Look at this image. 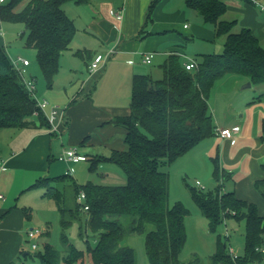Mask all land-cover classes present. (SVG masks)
<instances>
[{
  "label": "trees",
  "instance_id": "1",
  "mask_svg": "<svg viewBox=\"0 0 264 264\" xmlns=\"http://www.w3.org/2000/svg\"><path fill=\"white\" fill-rule=\"evenodd\" d=\"M68 1L71 0L0 3L3 21L25 25L27 45L37 49V60L48 86L53 85L61 55L70 48L76 35L75 21L63 7ZM158 1L150 4L148 21L152 20ZM186 3L205 22L214 24L218 36L226 37L223 51L201 53L194 69H187L182 56L172 53L161 64V77L135 74L130 112L112 119L126 128V146L109 156L96 157L93 162L110 160L118 164L127 175L125 184L88 181L80 185L72 179L58 186L59 180L69 174L57 177L58 180L44 177L35 183L34 186L44 188L45 196L56 201L64 249L61 251L47 242L43 250L28 252L27 256L39 260L32 264H137L135 248L123 242L130 233L144 235L149 264H190L181 257L187 240L188 209L181 202L170 205V176L161 166L185 154L203 138L216 134L208 98L222 75L235 72L248 76L252 83L264 84V45L251 27L235 31L237 19H224L229 8L227 0H186ZM76 54L85 57L82 50ZM36 109V97L29 92L0 44V128L28 126ZM38 115L41 124L49 125L42 111ZM213 162L218 180L217 157ZM255 185L264 196V178ZM81 191L86 194L83 201L78 199ZM191 192L213 230L228 217L246 221L245 253L233 258L227 244L220 241L210 258L212 264H264V215L256 203L238 198L233 190H224L221 181L214 189L191 187ZM85 204L88 209H84ZM73 221L79 222L87 250L76 246L66 233ZM91 238L96 242L94 246Z\"/></svg>",
  "mask_w": 264,
  "mask_h": 264
},
{
  "label": "crops",
  "instance_id": "2",
  "mask_svg": "<svg viewBox=\"0 0 264 264\" xmlns=\"http://www.w3.org/2000/svg\"><path fill=\"white\" fill-rule=\"evenodd\" d=\"M152 1L71 0L64 3L65 11L76 24L75 37L78 32L83 34L79 41L77 36L73 55L78 56L76 51L82 50L88 58L82 57L89 74L85 78L82 75L80 83L79 75L84 74L82 66L67 59L63 62L64 52L52 86L47 85L46 79V85H41L31 61L28 65L19 62L25 69V75L35 79V97L49 101L44 116L50 113L53 105L58 106L59 112L54 122L56 130L51 129L47 117L49 125H43L39 115L33 114L31 124L12 128L7 138L2 135L0 264L26 262L28 251H25V242L30 240L27 231L35 228L34 218L41 205L45 212L54 214L57 209L59 213L56 201L44 195V188L34 186L40 179H57L69 174L59 180L58 186L62 187L72 179L80 185L88 181L121 185L93 181L85 173L83 163L91 160L90 169L104 168L106 171H101L103 175H108L110 171L124 172L110 160L93 162L96 157L109 156L114 150H122L126 146V128L112 119L130 112L135 74L163 75L161 64L172 53L180 54L185 62L199 58L201 53L213 51L211 45L221 36L216 34L214 24L205 22L197 10L187 5L186 0H159L152 20L148 21L147 13ZM227 1L229 8L224 19H237L235 31L251 27L264 45V0ZM120 7L124 8L122 19L110 13V9ZM3 22L0 17L2 45L5 43L1 39L5 36ZM222 37L224 47L226 37ZM99 53L105 54L106 58L98 70L92 71V59ZM147 54H153L151 62L144 61ZM152 63L156 68L148 69L147 65ZM248 80V76L235 72H227L216 80L208 98L216 134L203 138L198 144L207 140L204 154L210 155L212 160L217 157L220 166L218 182H223V189L233 190L238 198L256 203L260 214L264 215L261 212L264 196L255 185L258 179L264 178V84H259L257 90L245 91L253 83L251 86L240 85ZM218 82H222L219 89ZM220 128L232 129L234 139L221 136ZM198 144L174 160L181 168L186 167L183 170L186 175L192 166L190 162L197 157L192 152ZM70 146H77L87 158L77 162L60 159L59 155ZM69 168H72V173L67 172ZM39 227L43 229V234L48 230L46 225Z\"/></svg>",
  "mask_w": 264,
  "mask_h": 264
},
{
  "label": "rangeland",
  "instance_id": "3",
  "mask_svg": "<svg viewBox=\"0 0 264 264\" xmlns=\"http://www.w3.org/2000/svg\"><path fill=\"white\" fill-rule=\"evenodd\" d=\"M262 4V3H261ZM72 15L73 13L70 12ZM71 17V16H70ZM2 28L5 33L4 38H1L5 43L3 44L7 54L11 60H15L18 57L28 58L32 62V68H35L37 71V76L41 85L45 84V78L42 74L41 68L37 60V49L27 45V32L25 31V25L21 22H10L4 21L2 23ZM78 41L80 37L83 38V34L78 32ZM77 36L75 41L71 44L72 48L64 51L63 62L69 61L75 65L82 66V71L84 74L79 75V82L81 78H85L88 74L87 57L82 58L80 56L73 55V47L77 44ZM222 36L217 39V42L211 45V48L214 52H222L224 47L222 46ZM67 59V60H66ZM73 59V60H72ZM65 64V63H64ZM74 65V66H75ZM66 66V65H65ZM79 67V68H80ZM148 69L156 68L155 63L147 65ZM150 74V73H149ZM83 75V77H81ZM154 78L162 76L161 74L157 76V73H153ZM77 81V79H76ZM247 82L241 83V87ZM222 82H218V89L221 88ZM78 86V85H77ZM46 87V86H45ZM261 87V86H260ZM259 89V84L253 83L251 87L244 89L245 91H252ZM0 130V143L3 139L2 135H5L7 138L8 135L13 131L12 128H2ZM12 129V130H10ZM17 143V141H16ZM207 144V140L198 144L193 150V155L197 157L194 161H191V167L186 173L183 171L186 167L181 168L179 164H176L174 161L170 163L163 164L161 168L167 171L170 175V188H169V203L170 205L175 204L176 202H181L188 209L186 215V230H187V240L182 251L181 257L184 260H188L190 264H212L211 256L218 250L219 242L222 241V244H227L229 250L230 246L234 247L239 255L245 253L246 247V221L244 218L237 219L236 217H228L222 221L216 230H213L210 227V222L207 216L202 212L197 201L194 199L191 187L199 188L196 185V180H200L205 186L206 190L214 189L218 186V180L214 176V162L211 159L210 155L204 154L203 147ZM104 161V160H103ZM105 162V161H104ZM103 162V164H104ZM111 163V162H109ZM85 165V173L88 176H91L93 181L101 183H113V184H123L127 181L125 172L110 171L108 175H103L101 173L102 169L96 167L95 169H90L91 160H87L83 163ZM115 165V164H113ZM187 166V165H186ZM117 167V166H116ZM107 168V163L105 164ZM121 169V168H119ZM106 171V169H104ZM122 171V170H121ZM198 190V189H197ZM37 191V190H36ZM50 199V198H49ZM47 201V200H43ZM51 203H54L50 199ZM45 203V202H42ZM262 205H260L261 207ZM42 205L39 207V213L34 218L33 227L39 226H48V230L37 240L38 250H43L44 245L49 242L56 246L59 250L63 251L64 245L61 239V223H60V214L57 209L54 214H50L48 211L43 210ZM261 212L264 214V207H261ZM47 213V214H45ZM44 218L45 219L44 221ZM80 225L78 221H73L72 224L66 229V233L70 240L78 246L80 249L87 250L88 243L84 237L80 235ZM228 237V238H227ZM31 240H26L25 242V251L35 252L32 248ZM123 242L135 248L137 254V264H149V258L146 250L145 238L143 234L140 233H130L126 235ZM91 245H95V240L91 238ZM264 249V245H263ZM88 262L90 259L88 258ZM26 262L29 264L38 263L37 258H32L27 256Z\"/></svg>",
  "mask_w": 264,
  "mask_h": 264
},
{
  "label": "built area",
  "instance_id": "4",
  "mask_svg": "<svg viewBox=\"0 0 264 264\" xmlns=\"http://www.w3.org/2000/svg\"><path fill=\"white\" fill-rule=\"evenodd\" d=\"M3 1H5V0H0V2H3ZM110 13L112 15H114L116 18L122 19L124 17V8L123 7L112 8V9H110ZM185 26H187V24H185ZM152 55L153 54H147L145 56V58H144V61L151 62ZM105 58H106L105 54H103V53L97 54L92 59L91 70L92 71L98 70L101 67V64L105 60ZM12 61H13L14 65H15V67H17L19 73L21 74V76L23 78V81L26 84L27 89L35 97V94H36V82H35V79L33 77L26 76L25 75L26 74L25 73V69L19 65V62H22L24 65H28L30 63V60L27 59V58L18 57L17 59L12 60ZM185 66H186L187 69H194V68L198 67V62H197L196 59L191 58V59L185 61ZM36 101H37L38 109H36L34 111V114L38 115L39 111H42V112L45 113L44 109H45V107L47 105H49V101L47 99H41L40 100V99H37V98H36ZM58 112H59L58 106L57 105H53L51 107L50 113L46 114V117H47L48 121L51 124V129L52 130H56L57 129V126H56V124L54 122H55V119H56V117L58 115ZM219 134L221 136L229 137V138L234 139L233 138V130L230 129V128H220L219 129ZM59 158L67 160V161L77 162V161L86 159L87 156L82 154V153H80L78 148H77V146H70V147L66 148L63 151L62 154L59 155ZM3 162H4L3 159L0 157V167L3 165ZM67 172L68 173H72L73 172L72 168H69L67 170ZM196 185L198 187H201V188H206L205 185L200 180L196 181ZM85 196H86L85 192L81 191L80 195L78 196V199L80 201H83ZM0 197H3V195H0ZM88 208H89V205L85 204L84 205V209H88ZM42 234H43V229L41 227H35V228L28 229L27 235H28V238L31 241H33L32 242V248L33 249H37L38 248L37 239ZM229 252H230V254L232 255L233 258H237L238 255H239L238 252L236 251V249L234 247H232V246H230Z\"/></svg>",
  "mask_w": 264,
  "mask_h": 264
},
{
  "label": "water",
  "instance_id": "5",
  "mask_svg": "<svg viewBox=\"0 0 264 264\" xmlns=\"http://www.w3.org/2000/svg\"><path fill=\"white\" fill-rule=\"evenodd\" d=\"M251 84H252V82L249 81V82L246 84V86H251Z\"/></svg>",
  "mask_w": 264,
  "mask_h": 264
}]
</instances>
